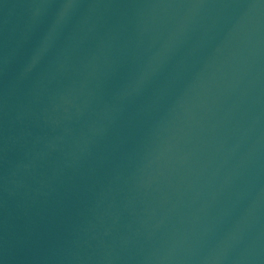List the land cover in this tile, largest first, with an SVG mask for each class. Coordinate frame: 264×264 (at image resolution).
Instances as JSON below:
<instances>
[{"label":"water","instance_id":"95a60500","mask_svg":"<svg viewBox=\"0 0 264 264\" xmlns=\"http://www.w3.org/2000/svg\"><path fill=\"white\" fill-rule=\"evenodd\" d=\"M0 264H264V0H0Z\"/></svg>","mask_w":264,"mask_h":264}]
</instances>
